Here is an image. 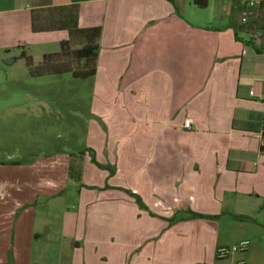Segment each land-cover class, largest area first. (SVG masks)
Segmentation results:
<instances>
[{"label": "crops", "instance_id": "crops-1", "mask_svg": "<svg viewBox=\"0 0 264 264\" xmlns=\"http://www.w3.org/2000/svg\"><path fill=\"white\" fill-rule=\"evenodd\" d=\"M249 1L0 0V53L16 46L5 59L28 73L22 51L38 66L69 39L34 33L33 11L77 4L79 27L101 28L80 150L115 169L86 154L80 188L66 154L0 163V264L242 262L214 222L188 218L264 202V0Z\"/></svg>", "mask_w": 264, "mask_h": 264}, {"label": "rangeland", "instance_id": "rangeland-1", "mask_svg": "<svg viewBox=\"0 0 264 264\" xmlns=\"http://www.w3.org/2000/svg\"><path fill=\"white\" fill-rule=\"evenodd\" d=\"M258 36L264 37V30ZM17 49L9 46L0 53V163L30 164L62 154L78 162L89 121L90 82L71 74L31 77L11 57L5 59L4 51L13 56ZM32 53L40 55L36 48ZM241 210L233 215L242 216L211 221L224 244L249 242L247 252H236L240 261L264 264V202Z\"/></svg>", "mask_w": 264, "mask_h": 264}, {"label": "trees", "instance_id": "trees-1", "mask_svg": "<svg viewBox=\"0 0 264 264\" xmlns=\"http://www.w3.org/2000/svg\"><path fill=\"white\" fill-rule=\"evenodd\" d=\"M192 3L199 9L208 7L209 0H192ZM32 31L34 33H45L54 31H67L69 39L60 44L59 53L45 55L40 65L35 66L30 56L22 51L20 57L24 58L31 77H42L52 75L71 74L74 79L88 80L95 77L97 72V61L100 52L101 28L79 27V5H68L59 7H47L33 11L32 14ZM235 35L249 33L251 25L243 23L233 28ZM247 43H252L249 40ZM88 154L94 165L100 169L109 171L110 175L115 174V169L109 165H101L97 162L95 152L92 149L84 148L78 157V162L71 160L69 165V178L77 183H81L82 171L81 161ZM73 157V156H71ZM79 187H84L79 185ZM135 199L141 209H146L142 199L137 194L123 190ZM224 214V213H223ZM222 214V215H223ZM219 216H209L199 213L190 212L189 220H219ZM232 217H239L230 214ZM186 219H172L170 223L184 221Z\"/></svg>", "mask_w": 264, "mask_h": 264}, {"label": "built area", "instance_id": "built-area-1", "mask_svg": "<svg viewBox=\"0 0 264 264\" xmlns=\"http://www.w3.org/2000/svg\"><path fill=\"white\" fill-rule=\"evenodd\" d=\"M186 1L192 2V0H186ZM260 3H261V0H250L249 1V7L250 8H254V7L258 6ZM243 21H245V19ZM189 126H190V121L189 120H186L185 123H184V127L185 128H189ZM248 245H249V242L248 241H243V242L240 243V245L238 247H232L231 248V252L232 253H236V252L245 253V252H247ZM227 252H228V250H226L225 248H223L220 251L221 255H223V256ZM240 264H246V263L244 261H242Z\"/></svg>", "mask_w": 264, "mask_h": 264}]
</instances>
